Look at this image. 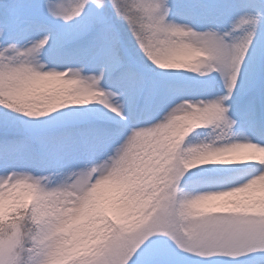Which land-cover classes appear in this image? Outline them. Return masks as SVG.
I'll return each mask as SVG.
<instances>
[{"label":"snow or ice","instance_id":"obj_1","mask_svg":"<svg viewBox=\"0 0 264 264\" xmlns=\"http://www.w3.org/2000/svg\"><path fill=\"white\" fill-rule=\"evenodd\" d=\"M0 264H264V0H0Z\"/></svg>","mask_w":264,"mask_h":264}]
</instances>
